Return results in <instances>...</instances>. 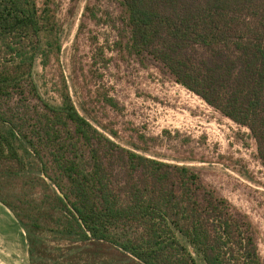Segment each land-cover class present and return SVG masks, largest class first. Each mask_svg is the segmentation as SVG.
I'll return each instance as SVG.
<instances>
[{"label":"trees","instance_id":"1","mask_svg":"<svg viewBox=\"0 0 264 264\" xmlns=\"http://www.w3.org/2000/svg\"><path fill=\"white\" fill-rule=\"evenodd\" d=\"M120 3L127 51L248 127L264 165V0ZM63 30L53 0H0V203L31 264H263L254 223L194 168L112 140L65 78L45 97Z\"/></svg>","mask_w":264,"mask_h":264},{"label":"rangeland","instance_id":"2","mask_svg":"<svg viewBox=\"0 0 264 264\" xmlns=\"http://www.w3.org/2000/svg\"><path fill=\"white\" fill-rule=\"evenodd\" d=\"M53 1L63 48L38 69L45 97L59 102L65 78L79 112L112 140L194 168L254 223L264 264V165L251 130L178 83L152 56L129 53L120 0ZM14 219L0 203V264H31Z\"/></svg>","mask_w":264,"mask_h":264},{"label":"water","instance_id":"3","mask_svg":"<svg viewBox=\"0 0 264 264\" xmlns=\"http://www.w3.org/2000/svg\"><path fill=\"white\" fill-rule=\"evenodd\" d=\"M61 195H62V196H64V194H63V193H61Z\"/></svg>","mask_w":264,"mask_h":264},{"label":"bare ground","instance_id":"4","mask_svg":"<svg viewBox=\"0 0 264 264\" xmlns=\"http://www.w3.org/2000/svg\"><path fill=\"white\" fill-rule=\"evenodd\" d=\"M4 206H5V205H4ZM14 215H15V214H14ZM15 225H16V224H15ZM15 225H14V226H15Z\"/></svg>","mask_w":264,"mask_h":264}]
</instances>
